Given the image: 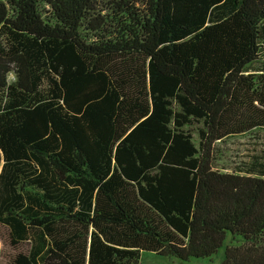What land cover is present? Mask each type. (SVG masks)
<instances>
[{
  "label": "trees",
  "instance_id": "obj_1",
  "mask_svg": "<svg viewBox=\"0 0 264 264\" xmlns=\"http://www.w3.org/2000/svg\"><path fill=\"white\" fill-rule=\"evenodd\" d=\"M261 134L264 0H0L7 264H264Z\"/></svg>",
  "mask_w": 264,
  "mask_h": 264
},
{
  "label": "rangeland",
  "instance_id": "obj_2",
  "mask_svg": "<svg viewBox=\"0 0 264 264\" xmlns=\"http://www.w3.org/2000/svg\"><path fill=\"white\" fill-rule=\"evenodd\" d=\"M10 75V80H13ZM197 138V136H195ZM261 140L251 141L248 137H239L235 140H228L225 144L220 145L221 152L218 153L219 160L215 166L223 172H231L245 161H248L250 151L253 149L252 144L256 143L259 147H264V134L260 135ZM26 244L19 247L18 251L25 250ZM17 254V250L9 246V232L5 227H0V264H7L8 261ZM224 256V249L218 255L211 259H191L188 262L181 263L177 260L158 256L152 252H141L139 264H220Z\"/></svg>",
  "mask_w": 264,
  "mask_h": 264
}]
</instances>
